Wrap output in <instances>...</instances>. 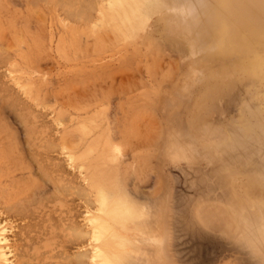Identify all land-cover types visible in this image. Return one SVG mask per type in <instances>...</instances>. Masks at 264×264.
<instances>
[{"label": "rangeland", "instance_id": "374dc122", "mask_svg": "<svg viewBox=\"0 0 264 264\" xmlns=\"http://www.w3.org/2000/svg\"><path fill=\"white\" fill-rule=\"evenodd\" d=\"M14 1L40 37L0 65L19 100L0 98V264H80L91 175L148 212L105 216L98 246L126 243L129 264H264V0H168L130 38L92 27L108 0H83L91 19L79 0Z\"/></svg>", "mask_w": 264, "mask_h": 264}, {"label": "bare ground", "instance_id": "6f19581e", "mask_svg": "<svg viewBox=\"0 0 264 264\" xmlns=\"http://www.w3.org/2000/svg\"><path fill=\"white\" fill-rule=\"evenodd\" d=\"M54 1V0H53ZM58 1V0H57ZM68 1V0H67ZM83 3H82V2ZM103 1V0H102ZM13 2L15 3V1L13 0ZM30 0L28 1V4H30ZM37 2V5H38V1ZM43 2V1H41ZM63 1L59 0V7H62L60 4L62 3ZM72 3V0L68 1V3H66L67 5H69V3ZM75 2V1H74ZM86 2H92V4L94 5V1L90 0V1H87ZM86 2H84L83 0H79V3H78V6L80 4H84L83 5V9H82V5H80V15L81 16H84L85 18L87 17V19H91V17L93 16L94 18V13L95 11H98L97 8L96 10L93 11V14H90V11L92 13V10L89 5L87 6L86 5ZM99 3V1H97ZM170 2V1H169ZM13 3V5H14ZM64 3V2H63ZM62 3V4H63ZM64 3V4H65ZM71 7L73 5V3L71 4ZM77 3V2H75ZM87 3V4H89ZM166 3H168V0H108L106 5H105V8L107 10H102L101 11V20L99 21V24H97L96 26L92 25V27H97L98 26V31L100 29V27H106V25H113V27L115 29H117V31H122L123 29L126 30V32L128 33V36L129 38L130 37H133L135 36L138 31L140 30H143L144 28H146L148 26V24L151 22V20L158 14L160 13L162 10H163V5H165ZM12 4V0H0V65L4 66L5 64V69H6V72H10V68H11V64H10V60H11V54H12V51L15 49L13 48L14 43L16 42L17 44V41L18 43L20 41L22 42H27L30 40L31 37H33V39L35 38H38L40 37L39 35L38 36H35V35H28L27 33H25L24 31H18L17 29L19 27H16L18 26L17 24L19 23L20 27L23 29L25 25V23L23 22H18V21H21L20 17L18 19H16L15 17V12H14V9L12 8L13 5ZM33 4V3H32ZM30 4V5H32ZM57 4V2H56ZM55 4V5H56ZM63 4V6H64ZM91 4V3H90ZM17 5V3H16ZM50 6V4H48ZM69 5V6H70ZM77 5V4H76ZM96 5V4H95ZM20 6V5H19ZM36 5L33 4V7L34 8H37L35 7ZM54 6V5H53ZM75 6V5H74ZM73 6V7H74ZM91 6V5H90ZM101 6V5H100ZM169 6V5H168ZM167 6V7H168ZM14 7V6H13ZM29 7V6H28ZM32 7V6H31ZM58 7V8H59ZM84 7H88V9L84 8ZM93 7V6H92ZM97 7V6H96ZM91 10H90V9ZM67 9V8H66ZM65 9V10H66ZM78 9H74L76 10V12L78 13ZM95 9V8H94ZM102 9V8H101ZM61 10V9H60ZM90 10V11H89ZM21 11V10H20ZM34 11H37L36 9ZM68 11V10H67ZM30 12V11H29ZM57 12H58V9H57ZM65 12V11H64ZM69 12V11H68ZM38 13V11H37ZM61 13V12H60ZM66 13V12H65ZM70 15H67L68 13H66L67 16H69V18L71 17L72 13L71 11L69 12ZM76 13L74 12V15ZM79 14V13H78ZM91 15V17H90ZM23 16V15H22ZM73 16V15H72ZM41 17V16H40ZM75 17V16H74ZM80 16H78V18H76L78 20V23L80 22ZM43 19V18H42ZM72 19V21L74 20L75 21V18H70V20ZM87 19H84V24H85V20ZM96 19V18H95ZM91 20H87V22H90ZM63 22V21H62ZM76 22V21H75ZM74 22V23H75ZM92 22V21H91ZM65 25V24H64ZM86 25V24H85ZM30 26V25H29ZM92 29V28H91ZM90 29V32L92 31ZM97 31V28L95 29ZM95 30L92 31V36H94L97 32H95ZM101 30V29H100ZM107 30V29H106ZM26 31V30H25ZM77 31V30H76ZM100 32V31H99ZM98 32V34H99ZM105 32V31H104ZM107 32V31H106ZM105 32V33H106ZM78 34V32H77ZM110 34V33H109ZM76 35V34H75ZM74 35V36H75ZM73 36V38H74ZM109 36V35H108ZM77 37L79 38V35H77ZM90 37V36H89ZM99 37H102L101 35L100 36H96L95 38H99ZM112 37V36H110ZM109 37V38H110ZM136 37V36H135ZM72 38V40H73ZM117 38V36H116ZM121 38V37H120ZM100 41H101V38H99ZM127 39V37L125 38ZM104 40V39H103ZM128 40V39H127ZM88 41V40H87ZM19 49V48H17ZM234 52V51H233ZM13 57V56H12ZM1 67V66H0ZM3 67V68H4ZM4 72V74L6 73ZM2 73V72H0ZM7 73V74H8ZM3 73L0 74V77H2ZM6 75V74H5ZM4 76V75H3ZM10 77V75H8ZM1 80V79H0ZM3 83V80L1 81L0 84ZM4 84V83H3ZM2 84V85H3ZM6 84V83H5ZM1 85V86H2ZM5 86V85H4ZM6 87V86H5ZM3 88L0 89V98H1V101L3 100V102L6 100L8 102V105L9 103L11 104V102H13V104H11V106L13 108H15V110L17 111L18 109H16V101H17V108H18V99L17 97H15L14 99H12L11 101V98H12V95L7 91L8 89L7 88ZM12 88V87H11ZM25 90V89H24ZM22 91V90H21ZM25 93V91H24ZM12 94H13V91H12ZM3 97V98H2ZM19 97V96H18ZM22 98V97H21ZM20 98V100H21ZM17 99V100H16ZM15 100V101H13ZM22 101V100H21ZM38 102V101H37ZM6 103V102H5ZM21 103V102H20ZM24 103V102H22ZM28 104V103H27ZM8 105H6L5 107H7ZM22 105V104H21ZM10 106V105H9ZM20 106V104H19ZM27 107V106H25ZM20 108H23V107H20ZM19 108V109H20ZM28 108V107H27ZM27 108H25L27 110ZM7 109V108H6ZM9 109V108H8ZM24 109V108H23ZM23 111V110H21ZM3 112H4V108H3ZM7 112V111H6ZM5 112V114H7ZM4 114V113H3ZM4 114V115H5ZM26 114V113H25ZM22 116V114H20ZM6 116V115H5ZM26 116V115H25ZM3 117V116H2ZM23 121V120H22ZM7 135V134H6ZM5 136L4 133H3V130H2V127L0 125V140H2ZM33 139V138H31ZM31 142V141H30ZM4 142H0V144L2 145ZM29 143V142H28ZM110 143V142H109ZM4 146V144L2 145ZM1 146V147H2ZM55 146V145H54ZM113 147V146H112ZM10 148V147H9ZM109 148V147H108ZM2 149V148H0ZM2 150H6V148L2 149ZM1 150V151H2ZM106 150V149H105ZM92 150H90L89 152H91ZM113 151V150H112ZM120 151V150H119ZM116 152V150H115ZM118 152V151H117ZM37 153V152H36ZM104 153V152H103ZM113 153V152H112ZM3 154V158H7L10 153L8 151V154L7 152L3 151L2 152ZM14 154V153H13ZM41 154V153H40ZM38 155V154H37ZM116 155V153H115ZM89 156V155H88ZM117 156V155H116ZM115 156V158H116ZM12 157V156H11ZM41 158H43V155L42 157H40V160ZM46 158V157H45ZM44 158V160H45ZM71 160L70 162H72V159L73 157L71 156L70 157ZM113 158V160L115 159ZM153 158V157H152ZM117 159V158H116ZM115 159V160H116ZM43 160V161H44ZM112 160V161H113ZM42 162V161H41ZM43 163V162H42ZM14 164V163H12ZM45 165V164H44ZM47 165V164H46ZM48 166V165H47ZM46 167V166H45ZM56 167V166H55ZM44 168V167H43ZM47 168V167H46ZM45 169V168H44ZM57 169V168H56ZM59 169V168H58ZM46 170V169H45ZM82 170V169H81ZM1 171V170H0ZM55 171V169H54ZM57 172H59V170H57ZM1 173V172H0ZM114 173V172H113ZM94 178V175H91L90 177H88V179L86 180V184L88 185V187L90 188L89 190L90 191H93L94 193V197H95V202H96V206H97V211L96 213L97 214H92L91 212L87 211L86 213V217H85V222H86V227H88L86 230H85V234L88 233V235H90V240H91V243L92 245H90L86 251H83V253L85 254H81L80 255L78 254L76 257H78L77 259L74 258L72 259L71 262L75 261L78 263V261L80 262V260L82 262H80V264H127L128 262H131L133 260H130L128 261L129 259V254L132 253V249H129V246H127L126 243L124 242H120V243H117L116 245L114 246H111V247H107V248H102L100 246H98V243L100 242L101 238H103L102 236L104 235V233H107L110 228H112L111 224L108 222V219L105 218L106 215H109L110 213L113 214H117L119 215V217L121 218V220H125V221H128V220H142L143 216H144V219H145V215L148 214V212L146 213L143 208L144 206H142V204L144 205V203H142V201L138 200V198H135L133 197L131 194L127 193V189L125 188H121V185L120 187L118 186V183L114 185V187H107L105 185H103V183H100L101 180H98V179H93ZM27 181V180H26ZM106 181V179L104 180ZM102 182V181H101ZM112 182V181H111ZM119 182V181H117ZM120 183V182H119ZM85 184V183H84ZM109 185V183H108ZM247 185V184H246ZM244 186V185H243ZM250 186V185H249ZM84 188V185L82 186ZM111 187V188H110ZM61 188V187H60ZM82 188V189H83ZM86 188V186H85ZM81 189V191H82ZM109 189L111 191H109ZM126 191H125V190ZM88 192V190H86ZM5 192H7L5 190ZM83 193L85 191H82ZM13 193V192H12ZM2 194V193H1ZM0 194V195H1ZM82 194V193H81ZM86 194V193H85ZM91 194V193H90ZM4 195V194H3ZM13 195V194H12ZM11 195V196H12ZM24 196V195H23ZM4 198V196H3ZM2 198V199H3ZM85 198H89L87 199L88 201L92 202L91 201V195L87 194V197ZM30 201V200H29ZM7 202V201H6ZM16 202V201H15ZM147 202V200H146ZM18 203V202H17ZM16 203V205H17ZM20 204V203H19ZM13 205V204H12ZM22 205V204H21ZM29 205V204H28ZM150 205V204H149ZM18 206V205H17ZM142 206V207H141ZM148 206V205H147ZM146 206V207H147ZM30 207V206H29ZM36 208V207H35ZM22 209V207L20 208ZM27 210V208H25ZM9 210V209H7ZM146 210V209H145ZM148 210V209H147ZM12 211V210H11ZM10 212V211H9ZM29 212V211H28ZM19 213H21L19 211ZM23 213H25V210L23 211ZM27 213V211H26ZM34 213L32 212H29V216ZM146 213V214H145ZM22 214V213H21ZM35 216V215H34ZM27 217V216H26ZM118 217V216H117ZM36 218V217H35ZM111 218V215L110 217ZM115 218V216L113 217ZM25 219V217H24ZM120 220V221H121ZM33 226V225H32ZM35 228V226L33 227ZM74 228H72V231H73ZM77 230V229H76ZM76 232V231H74ZM86 234V236H88ZM92 236V237H91ZM89 237V236H88ZM128 241H131L129 238L127 239ZM1 241V240H0ZM126 241L127 243H130ZM89 242V241H88ZM134 242V241H133ZM132 243V241H131ZM131 245V244H130ZM136 248V247H135ZM2 250V249H1ZM81 252V251H80ZM136 253V252H135ZM134 254V253H133ZM82 255V256H81ZM3 256V257H2ZM1 258L4 262H8V259L6 258V254H2ZM28 255H25L24 254V259L25 257H27ZM30 256V255H29ZM28 256V257H29ZM83 257V258H80ZM132 257V256H131ZM31 258V257H30ZM36 258V257H34ZM134 258V257H133ZM22 259V258H21ZM43 259V258H42ZM41 259V260H42ZM84 260V261H83ZM128 261V262H127ZM70 262V263H71ZM69 264V263H68ZM129 264V263H128ZM134 264V263H133Z\"/></svg>", "mask_w": 264, "mask_h": 264}, {"label": "crops", "instance_id": "0c3cea01", "mask_svg": "<svg viewBox=\"0 0 264 264\" xmlns=\"http://www.w3.org/2000/svg\"><path fill=\"white\" fill-rule=\"evenodd\" d=\"M155 194V193H154ZM170 197V196H169ZM169 197L168 198H166L165 200H166V202L163 204V205H165V206H168L169 207ZM156 203H158V202H156V201H152V205H155ZM169 209V208H168ZM169 217H170V211H168V223H169V226H170V222H169ZM170 232V227H169V231H168V233Z\"/></svg>", "mask_w": 264, "mask_h": 264}]
</instances>
